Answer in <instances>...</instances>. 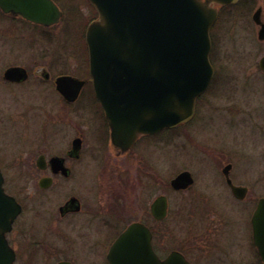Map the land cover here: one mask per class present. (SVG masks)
<instances>
[{
    "label": "rangeland",
    "instance_id": "obj_1",
    "mask_svg": "<svg viewBox=\"0 0 264 264\" xmlns=\"http://www.w3.org/2000/svg\"><path fill=\"white\" fill-rule=\"evenodd\" d=\"M58 1L63 5L67 1L71 4L70 9L74 4L76 10L72 13L67 11L60 24L49 28L44 34V43H41L39 31L32 30L26 35H19V30L14 33L16 37H11L12 42L0 48V79L8 62L24 63L33 70L35 64L43 63L54 74L67 66H77L82 57L81 37L92 17L91 9L80 0ZM258 5L264 12V0H241L230 7L220 8L210 31V60L215 72L210 88L199 100L201 121L198 119L190 126L174 131L163 130L154 144L141 141L129 159V165H132L124 172L121 170L119 178L123 177V180L105 181L109 178L107 170L114 168L108 163L102 167L106 168L104 171H100L99 163L80 165L76 170L80 179L90 180L82 183L85 184L84 189L89 185L84 192L89 197L98 193L102 196L122 194L127 196L128 205L148 206L157 194H166L170 215L163 224L166 233L160 237L163 253L172 248V211L183 212L187 205H201L200 194L206 190L215 198L220 195L218 204L233 203L220 184L218 171L222 163H215L206 155V146L217 147L220 144L236 155L235 180L241 178L240 182L245 184L252 182L254 189L261 186L255 184V178L264 173V70L258 66L260 57L264 55V39L258 38L259 24L252 19ZM50 86L41 79L39 82L34 73L23 85L8 86L0 80V167L6 191L24 204V211L14 223L8 239L24 263L27 256L33 254L36 256L29 259L33 264L49 262V255H52L49 263L53 264V258L61 253L55 234L51 232L53 226L48 222L54 221L62 196L39 191L35 174H29L33 168L31 159L39 152H56L63 145L66 147V143L62 145L63 137L60 138L61 146L58 144L57 127L59 134L67 138L69 134L72 136L77 125V113L65 106ZM85 123L89 120L86 119ZM143 153H146L147 162L137 159ZM185 169L191 172L194 184L188 190L173 191L169 180ZM100 172L105 176L101 177L102 181L99 177L96 178L99 181H95L94 175L98 176ZM76 191L70 185L63 193ZM78 253L76 259L85 260L86 256Z\"/></svg>",
    "mask_w": 264,
    "mask_h": 264
},
{
    "label": "water",
    "instance_id": "obj_2",
    "mask_svg": "<svg viewBox=\"0 0 264 264\" xmlns=\"http://www.w3.org/2000/svg\"><path fill=\"white\" fill-rule=\"evenodd\" d=\"M97 18L89 23L85 40L89 70L96 97L110 127V141L129 149L143 134L173 128L191 119L196 99L214 75L210 61V29L219 5L238 0H90ZM4 12L34 23L54 25L62 12L53 0H0ZM260 8L252 15L259 23ZM264 39V23L258 30ZM264 70V55L258 62ZM5 78L25 77L24 69L11 66ZM61 77L58 85L69 83ZM78 83L74 86L78 87ZM77 90V89H76ZM75 90V91H76ZM227 181L237 197L246 187ZM0 168V264H14L15 251L6 234L21 212V204L4 189ZM193 182L183 170L170 180L174 189ZM168 199L159 194L150 204L157 219L166 217ZM254 239L264 262V198L254 217ZM110 264H188L170 251L159 257L152 248L151 232L140 222L130 223L115 239L108 253ZM58 264H64L62 262Z\"/></svg>",
    "mask_w": 264,
    "mask_h": 264
},
{
    "label": "flooded vegetation",
    "instance_id": "obj_3",
    "mask_svg": "<svg viewBox=\"0 0 264 264\" xmlns=\"http://www.w3.org/2000/svg\"><path fill=\"white\" fill-rule=\"evenodd\" d=\"M54 1L60 8L62 15L59 22L52 26L34 23L20 15L4 12L0 7V48L1 46L9 45L12 42L11 37L14 35L16 37L14 33L18 30L21 33L19 35H26L32 30L34 32L39 31L41 43H44L46 40L44 34L48 33L49 28L60 24L67 11L72 13V10H76V5L73 4L72 9H70L71 4L67 3L66 0H64L66 1L64 5L58 0ZM81 1L89 5L92 17L84 27L81 37L83 42L81 46L82 57L75 68H70L66 64L67 67L65 69H60L54 74L43 63L35 64V69L33 70L27 64L7 61L8 63L3 68L2 78L0 79L8 86L23 85L34 73L39 77V82L41 79L42 82L50 84V87L53 88L52 91L58 94L63 104L74 110L78 115L77 125L73 133H71L72 136L69 134L70 136L68 135L66 138L65 135L59 134L60 130L57 127L56 139H58V144L61 143L62 140L60 138L63 137L64 142H62V145L66 143V147L59 144L61 148L59 147L56 152H39L35 158L31 159L33 168L31 167L29 174L31 176L35 174L37 189L39 191H50L54 193L53 196L55 197L62 196L57 206V215L54 221L48 222L53 226L51 232L55 234L54 237H56L61 251L59 257L53 258V264L60 262L64 264H110L108 261L110 247L118 235L131 222H140L148 227L151 232L152 248L160 257H164L172 251V253L183 257L188 264H264L255 244L253 221L258 201L264 198V183L262 182L264 173L255 178V184H261L259 189H254L252 182L245 184L240 182L241 178L235 180L233 174L236 171V155L223 146L221 147L220 144L217 147L206 146L205 151L212 161L222 163L218 171L221 179L220 184L226 189L233 203L218 204L220 195L215 198L214 195H210V192L206 190L200 191V195H202L201 205H187L184 207L186 210L183 212L172 211V248H169L165 253H163L164 250L160 245V237L162 233H166V230L163 229V224L169 218L170 205L168 206L166 217L157 219L150 211L151 203L148 206L142 204L128 205L127 196L122 194L102 196V193H98L95 197L84 195L89 185L87 184L88 186L84 189L85 184L82 183L90 180L80 179L77 176L76 170H78L80 165L85 167L91 163H99L101 164L99 167L101 168L100 171L106 170V168H102L107 165L106 163L112 165L114 168L112 169L111 167L107 170L106 176L109 178L105 179V181L108 180L112 183L113 180L119 178L122 173L121 170H126L128 166L132 165L131 163L129 165V159L135 154L134 150L138 147V144L141 141H146L149 145L151 143L154 144L157 136L163 131L140 135L127 150H122L111 144L110 127L103 107L96 97L90 77L88 48L85 43L86 28L90 21L96 18L97 11L89 0ZM256 8L261 9L258 23L260 27L264 23V12L261 5ZM34 34L36 35L37 33ZM43 54L44 52L42 51V58ZM11 66H18L24 69L26 76L22 78H5L3 76L4 71ZM61 77H67L70 80L68 84L59 87L57 82ZM211 82L206 91L196 99L194 115L191 119L172 128V131L188 124L190 126L198 119L202 120V117L198 115L199 100L210 88ZM77 83L79 84L78 87L74 86ZM38 88L44 90L41 86H38ZM86 119L89 120V123H85ZM92 125L94 127H91ZM168 130L170 129L165 131ZM145 154H141L139 158H132L147 162L148 158L144 157ZM136 156H139L138 153H136ZM99 161L103 162L100 163ZM150 164L152 165V163ZM144 165L146 166V163ZM115 167H119V172ZM112 170H114L113 174ZM102 176H105L104 172H100L98 176L94 175V180L99 181L96 180L99 177L102 181ZM227 177L230 178L233 185L246 187L242 197H237L233 193ZM192 178L193 182L186 188H172V190L177 192L188 190L194 184V177L192 176ZM119 179L123 180V177ZM70 185L76 188L77 191L64 194L63 192L68 190ZM78 191L82 192L78 193ZM195 192L197 193L198 191ZM97 195L100 196L98 197ZM17 201L21 204L22 210L14 220L12 229L8 234L12 232L14 223L24 211L23 202L18 199ZM9 244L15 251L14 264H33L29 259H33L36 255L30 254L24 263L22 260L20 261V254L17 249L10 241ZM43 246H45V243ZM78 252L86 256L85 260L79 261L76 259L75 255ZM51 256L49 255L48 257L49 262ZM49 262L45 264H50L51 262Z\"/></svg>",
    "mask_w": 264,
    "mask_h": 264
}]
</instances>
